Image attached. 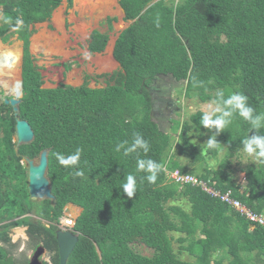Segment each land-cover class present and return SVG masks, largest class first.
Masks as SVG:
<instances>
[{
  "label": "trees",
  "instance_id": "16d2710c",
  "mask_svg": "<svg viewBox=\"0 0 264 264\" xmlns=\"http://www.w3.org/2000/svg\"><path fill=\"white\" fill-rule=\"evenodd\" d=\"M61 2L0 0V35L17 32L25 42L18 116L11 104L0 102V208L7 212L0 216V243H5L0 244V264L30 262L15 259L7 247L15 246L9 229L19 225L27 226L33 249L43 242L53 253V264H60L56 226L32 216L3 221L12 219V212L13 217L34 212L58 222L70 203L82 210L75 225L79 240L67 264H264V223L251 221L202 184L177 182L167 174L174 169L195 173L190 169L205 162L200 179L215 190H230L252 211L264 214V163L240 165L238 160L241 141L255 130L235 114L217 136L219 147L200 151L195 140L204 142L215 131L199 124L203 110L189 120L172 119L171 133L159 122L164 76L185 79L187 97L206 102L218 90L226 97L240 92L254 113H264V0H118L125 20L134 21L116 39L113 54L120 67L104 74L107 84L44 88L28 43L34 25L49 20ZM18 19L22 24H16ZM90 40L92 52L102 51L108 35L94 30ZM18 117L32 125L33 141L17 145ZM192 129L198 131L192 134ZM136 133L149 142L147 154L115 150L120 142L130 145ZM258 134L264 135V128ZM45 148L55 199H34L23 161H38ZM77 148L82 149L78 169L83 176L74 175L77 168L60 165L55 155L67 156ZM222 149L224 157L212 164ZM140 158L161 165L155 183L137 172ZM238 171L245 172L246 183L238 180ZM128 174L137 181L133 198L120 187ZM137 242L150 254L137 251Z\"/></svg>",
  "mask_w": 264,
  "mask_h": 264
},
{
  "label": "crops",
  "instance_id": "0c3cea01",
  "mask_svg": "<svg viewBox=\"0 0 264 264\" xmlns=\"http://www.w3.org/2000/svg\"><path fill=\"white\" fill-rule=\"evenodd\" d=\"M0 10H2L1 7ZM124 17V9L119 4L118 0H62V2L53 10L50 19L46 20L48 23L54 25L53 32L47 31L43 28H40L39 31L36 32L34 29L35 31L30 36L28 43L29 52L34 60L33 63L37 66L41 73L43 83L42 87L55 88L63 82L55 84L49 80V78H52L51 76L48 78L46 77L47 80H44L45 78H43V74L41 72L42 69L40 68L41 64L39 62L35 63L33 52L36 49H38L39 52H48V55L51 56L57 54L59 58L56 63L58 64L65 62L70 63V68L68 70L63 68L65 73H62V81L65 77L64 82L68 85L79 86L87 82L89 86L94 87L92 86V82L95 83L96 78L104 77V74L114 72L110 69L114 67L113 65L115 64L120 67L119 62L115 59L113 54L114 45L120 32L134 21L133 19L125 20ZM109 19H111V21H108ZM123 22L124 25H122ZM64 23L65 26L69 23L70 30L72 32L76 31L77 34H80V38H84L86 45L77 44L75 45V48H72V50L67 49L66 47L68 46V42L66 33L64 29L61 31L58 30ZM101 25H106V28H103ZM65 26L62 28H66ZM13 30L15 29L13 28ZM94 30H99L100 32L108 35L107 44L102 51L92 52L90 50V37ZM14 34L17 41L21 42L22 47L19 48L16 44L12 45L14 42L10 41V37ZM37 37H39V41L37 40ZM4 38H7L8 41H4ZM24 43V40L21 39L17 32L10 33V35L5 36L0 35V49L7 50V48H17L20 50L22 54L20 60L21 64H23L25 51ZM59 66L62 67L61 65ZM16 73L17 70L14 71V74ZM76 207L79 211L78 213H75L76 209L72 207L70 209L76 215H79L82 208L77 205ZM13 218L16 219V217Z\"/></svg>",
  "mask_w": 264,
  "mask_h": 264
},
{
  "label": "rangeland",
  "instance_id": "374dc122",
  "mask_svg": "<svg viewBox=\"0 0 264 264\" xmlns=\"http://www.w3.org/2000/svg\"><path fill=\"white\" fill-rule=\"evenodd\" d=\"M62 8V7H61ZM118 19V18H117ZM124 25V22L123 24ZM35 26V30L36 32L39 31L40 28L46 29L47 31H52L54 30V25L48 23V21H44L43 23H37L34 25ZM65 26V23L63 25H61V28H59L58 30L61 31L64 29L66 36H67V42H68V46L66 47L67 49L72 50V48H75V45L77 44H83L86 45V41L84 40V38H80V34H77L76 31H71L70 27H69V23L66 24V28H62ZM103 26V28H106V25H101ZM122 27V26H121ZM36 36V34H35ZM65 36V37H66ZM20 37H22V35L20 34ZM11 42L12 45L16 44L20 47L21 46V42L17 41L15 34L12 35L11 37ZM22 39V38H21ZM114 39V38H113ZM4 41H8L7 38L3 39ZM37 40L39 41V37H37ZM38 44V43H37ZM5 46H9V45H5ZM52 50V49H51ZM43 52V53H42ZM39 52L38 49H36L33 52V55L35 57V63L39 62L41 64L40 68L42 69L41 72L43 74V78H45L44 80H47L48 77H52L49 78V80H51L53 83H60L63 82L65 83V77L63 78L62 81V77L63 74L65 73V70H68L70 68V63L65 62V63H61L58 64L56 63V61L58 60L59 56L56 54L54 55H48V52L42 51ZM48 55V57H47ZM56 63V64H54ZM61 65L62 67H56ZM114 67H112L110 70L115 71L118 70L119 65L115 64L113 65ZM64 68V69H63ZM44 69V70H43ZM47 77V78H46ZM14 81H17L16 78H18L19 80H22V64L20 63V65L17 68V73H16V78L13 76ZM162 79H164L163 83L165 84L163 87L164 90V103H163V107L162 110H160V113L163 115L162 118H160L159 122H160V127L163 131L167 132V133H171V128H172V119H177V120H189L190 119V115L192 113H194L196 110L200 109V110H206L207 106L212 103L213 100L211 101H201L199 98L197 97H187L184 94V85L186 83V80H180V81H176L174 78L169 77V76H164ZM8 78L2 77L0 75V102L5 98V97H10V96H14L16 94V91H12L11 90V86H12V82H8L7 81ZM106 82H108V80L105 77H100V78H96L95 83L92 82V86L94 87H101V86H105ZM199 146H200V151L202 150V145L205 142H201L200 140L196 139L195 140ZM178 150V146L176 147ZM181 155V154H179ZM225 155V150L222 149L220 150L218 157L215 159H211L210 162H212V164L216 165V163H220L221 159L224 157ZM182 159H185L186 157L184 156V154H182L181 156ZM238 158V157H237ZM236 158V159H237ZM236 159H233L234 161ZM238 160H240L241 164L240 165H244V164H248L250 161H253V158L248 156L244 151L242 152L241 158H239ZM25 162V161H24ZM205 163V162H204ZM204 163H200L197 162L195 164V162L190 163L189 166L192 167L194 164L195 166H193L190 170L194 171L195 173H191V172H186V173H190L193 174L197 177L202 176L203 174H205V165ZM236 163V161H235ZM211 164V163H210ZM176 169H174L173 171H175ZM29 171V168H28ZM171 171H168V173ZM237 176H238V180L242 183H246V174L243 171H238L237 172ZM5 185V184H3ZM20 191H14V193L17 195ZM9 201H11V198H8ZM8 201V202H9ZM12 206V204H11ZM184 206L188 207V204H184ZM13 207V206H12ZM70 208H74L76 209V205L69 206ZM82 210V209H81ZM74 211V210H73ZM3 209L0 208V216L4 217L7 215V212H5L4 214H2ZM23 212V211H21ZM79 211L76 209L75 213H78ZM24 215V214H22ZM33 218L38 219L40 222H42L43 224L50 226H56V231L59 229V226L63 225L62 223V219L63 216H61L60 220L58 222H53L50 220H46V219H42V217L36 213H32L30 214ZM14 216L13 212L11 215H8V217H12ZM41 217V218H40ZM78 216H76L77 218ZM19 218V217H17ZM61 221V222H60ZM60 224V225H59ZM65 229H67V226L63 225ZM27 226L25 225H20V226H15L9 229V235L11 237V241L14 243L15 246H10L7 245V247L10 248V251L13 255V257L15 259H18L19 261H21L23 258H31L33 256V247L32 244H30L29 241V236L27 234V230H26ZM2 245H5V243H0ZM43 244V242H42ZM174 245L178 246L177 243H175ZM135 248L138 249L137 251L144 253V254H150V252L148 251V249L140 242H137L134 244ZM52 255L53 253H51L49 250L46 249V251L44 252V254L42 255L41 259L43 261H47L48 264H53L52 261ZM190 256L188 255L187 258H189Z\"/></svg>",
  "mask_w": 264,
  "mask_h": 264
},
{
  "label": "clouds",
  "instance_id": "9594fccd",
  "mask_svg": "<svg viewBox=\"0 0 264 264\" xmlns=\"http://www.w3.org/2000/svg\"><path fill=\"white\" fill-rule=\"evenodd\" d=\"M16 24L20 25L22 24V21L18 19L16 21ZM156 26L159 27V19L156 20ZM22 95H23V89H22ZM235 114H238L245 121H247L250 124L251 129L255 130L254 134L249 135L246 139L241 141V143L243 144V151L248 156L253 158L254 163L255 162L264 163V135L258 134V130L264 128V113H254V109L248 104V97L240 92H233L226 97L225 92L223 90H218L215 94V99L212 101V103H210L207 106L206 110L202 112L201 118L199 120V124L202 125L204 128L208 129L209 131L215 129L212 135L203 143L202 151L209 149H216L219 147L220 142H218L217 136L221 131L225 130V128L231 123L232 118ZM193 131H198V129H192V134ZM138 149L142 150L143 153L145 154H147L150 150L149 142L146 139H144L143 136L140 135L139 133L134 134L133 141L130 145L128 144V141H123L118 143L115 147V150L117 152L123 150L124 155H128L130 153L136 152ZM81 153H82V149L77 148L74 153L67 156L61 153H56L55 155L60 165L64 167H71L78 169ZM24 161L23 162L26 164V166H28L26 159ZM160 171H161V165L151 158H146V159L140 158L137 160V172L146 173V176L144 178L149 183H155L157 179V175ZM168 171H173V170H167V174L170 173V172L168 173ZM74 175L83 176L84 175L83 170L80 169L76 170L74 172ZM136 185H137V181L135 175L128 174L126 176V182L123 183L120 187L122 188L123 193H126L128 198H133L136 194ZM69 206H70L69 204L66 205L62 216L65 215H72L74 217L78 216L71 211ZM17 217L20 216H16V219L15 218L12 219L13 220L19 219Z\"/></svg>",
  "mask_w": 264,
  "mask_h": 264
},
{
  "label": "water",
  "instance_id": "95a60500",
  "mask_svg": "<svg viewBox=\"0 0 264 264\" xmlns=\"http://www.w3.org/2000/svg\"><path fill=\"white\" fill-rule=\"evenodd\" d=\"M23 80L20 81V89H17L16 94L10 98L6 97L4 101L7 104H11L14 108L15 114L18 115L19 104L21 102ZM35 132L26 119L17 118L16 122V133L14 140L17 145L29 143L33 141ZM28 164V189L31 198L34 199H55V195L52 193L51 182L47 176V170L49 166V149L45 148L38 157V161L35 158H26ZM79 232L72 230L58 229L56 232L58 250L60 255V264H67V261L73 252L78 240ZM46 251L43 244L36 248L33 256L30 259L29 264H45L41 259L42 255Z\"/></svg>",
  "mask_w": 264,
  "mask_h": 264
},
{
  "label": "bare ground",
  "instance_id": "6f19581e",
  "mask_svg": "<svg viewBox=\"0 0 264 264\" xmlns=\"http://www.w3.org/2000/svg\"><path fill=\"white\" fill-rule=\"evenodd\" d=\"M21 51L18 50L17 48H7V50H1L0 49V75L2 77H7L8 78V82H12V86L10 87L12 91H16L17 89H19V92L21 93V89H20V81L18 78H16V74H14V71L17 70L18 66L20 65V60H21ZM13 76L16 78L17 81H14V78ZM195 176V175H194ZM197 177V176H196ZM199 178V177H198ZM200 179V178H199ZM202 180V179H201ZM204 183H205V186L204 188L206 190L207 187L208 188H212L213 190H215L213 187H210L204 180H202ZM185 183H191V182H185ZM193 184V183H192ZM209 191V190H208ZM217 191H220V190H217ZM230 191V190H229ZM210 192V191H209ZM221 192V191H220ZM227 192V191H226ZM211 193V192H210ZM213 194V193H212ZM238 199V198H236ZM242 205L251 210L250 208H248L245 204H243V202L238 199ZM231 206H233L232 204H230ZM235 209H237L235 206H233ZM239 210V209H237ZM240 211V210H239ZM241 212V211H240ZM243 213V212H242ZM257 213V212H256ZM245 214V213H244ZM259 214V213H258ZM246 215V214H245ZM263 217H264V214H261ZM247 216V215H246ZM64 218L62 219V223L63 225L67 226L65 223H64ZM76 221H77V218L75 217L74 218V225L73 226H67V229L64 228L63 225L59 226V229L62 228L64 230H72L74 232H78L76 229H75V225H76ZM61 222V221H60ZM260 223V222H258ZM263 224V223H262ZM60 225V224H59ZM57 232V231H56ZM80 234V233H79ZM80 236V235H79ZM57 238V237H56Z\"/></svg>",
  "mask_w": 264,
  "mask_h": 264
},
{
  "label": "built area",
  "instance_id": "2783aa9c",
  "mask_svg": "<svg viewBox=\"0 0 264 264\" xmlns=\"http://www.w3.org/2000/svg\"><path fill=\"white\" fill-rule=\"evenodd\" d=\"M169 175L177 182H191L193 184H202L205 186V183L201 179H199L198 177H196L190 173H182L178 169H176L175 171H171L169 173ZM207 189L211 193H213V195L219 196L222 200L228 202L229 204H232L237 209H239L241 212L245 213L251 221L264 223V217L261 214H258L252 210L245 208L238 199L234 198L231 195V191L220 192L217 190H213L212 188H208V187H207ZM63 218L65 219L64 223L67 226H73L74 225V218H75L74 216L65 215V216H63Z\"/></svg>",
  "mask_w": 264,
  "mask_h": 264
},
{
  "label": "flooded vegetation",
  "instance_id": "af4514ba",
  "mask_svg": "<svg viewBox=\"0 0 264 264\" xmlns=\"http://www.w3.org/2000/svg\"><path fill=\"white\" fill-rule=\"evenodd\" d=\"M30 214H32V212H28V213H24V215H20V217H19V219L20 218H23V217H28V216H31ZM12 218H13V216H12ZM41 218V217H40ZM43 219V218H42ZM45 219V218H44ZM13 219H7V220H5V221H3L4 223H8V222H11ZM36 220H38V219H36ZM47 220V219H46ZM1 224V223H0ZM36 251V248L34 249V251H33V254H34V252Z\"/></svg>",
  "mask_w": 264,
  "mask_h": 264
}]
</instances>
